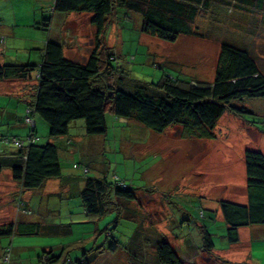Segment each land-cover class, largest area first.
<instances>
[{"label":"rangeland","instance_id":"374dc122","mask_svg":"<svg viewBox=\"0 0 264 264\" xmlns=\"http://www.w3.org/2000/svg\"><path fill=\"white\" fill-rule=\"evenodd\" d=\"M116 18L107 28L105 43L117 57L112 64L124 70L121 78L129 88H120L126 92L135 89L134 82L154 88L151 84H157L163 73L183 83H211L222 43L251 52L264 73L262 11L248 13L233 5L216 6L205 19L196 22L202 37L181 36L173 43L142 34V19L137 14L119 10ZM0 31L6 34L4 52L0 53L6 52L15 62H25L30 48L42 46L48 38L62 43L64 56L79 62H85L97 44L89 15L53 12L52 0H0ZM98 43L102 47L103 39ZM36 54L31 51V60H37ZM31 78L34 79V74ZM2 83L0 135L26 142L29 127L16 122L14 114L9 117L10 111L5 109L19 106V100L13 99L9 104L11 99L4 92L13 88L22 102L29 97L18 93V84ZM231 106L245 108L247 113L226 111L209 131L212 138L178 125L156 133L136 120L114 122L109 114L104 136L85 135L83 121L77 120L71 123L68 137L49 138L48 125L34 115L38 143L50 142L58 147L63 177L48 180L40 189L25 191L12 180L9 170H3L0 173V228L24 219L57 230L43 233L40 229L42 233L37 235L0 238V264H42L39 256L46 247L52 249V256L61 255V260L54 264H66L67 257L75 262L83 254L80 242L87 240L83 242L84 248L91 244L87 250L95 241L96 246H107L106 228L120 242L121 250L113 255L102 254L92 264H158L157 238L169 242L173 248L182 239L200 247L202 225L213 235L216 248L223 254L239 255L251 250L253 260L249 264H264V242L254 240L245 229L240 230L243 232L239 233L240 242L221 245L225 224L220 217V202H246L244 153L249 150L264 155V99L235 101ZM73 164L86 166L88 174L83 175L79 167L73 169ZM85 176L110 185L118 177L135 192L137 199L122 201L118 212H109L86 223L79 198L74 195L67 200L66 195L73 188L68 181H81ZM18 200L27 203L31 215L21 211ZM251 240L254 245L250 249L246 243ZM131 249L137 251L133 259L124 251ZM178 250L186 264H207L206 256L211 257L197 248L188 254ZM214 261L228 264L219 256Z\"/></svg>","mask_w":264,"mask_h":264},{"label":"trees","instance_id":"16d2710c","mask_svg":"<svg viewBox=\"0 0 264 264\" xmlns=\"http://www.w3.org/2000/svg\"><path fill=\"white\" fill-rule=\"evenodd\" d=\"M219 5H233L248 13L262 11L264 15V0H52L53 12L89 15L97 44L87 60L79 62L65 57L62 43L48 38L39 63L0 64V82H28L30 91L29 98L25 99L24 115L16 121L29 127L26 142L0 135V173L9 170L12 180L25 191L40 189L48 180L62 179L59 149L50 142L38 143L40 138L35 131L34 115H38L48 125L49 138L68 137L71 123L77 120L83 121L85 135L104 136L107 133L108 114L114 122L136 120L156 133L178 125L212 138L213 134L209 131L214 129L226 111L247 113L245 108L232 107L231 103L245 99H264V73L251 52L243 48L228 43L220 45L211 83H183L163 73L157 84H151L154 88L149 87L150 84L134 82L135 89L126 92L120 88H129V84L121 78L124 70L112 64L117 57L105 43L107 28L113 19H117L119 10L141 17L142 34L173 43L181 36L202 37L196 28L197 20L205 19ZM101 38L102 47L98 43ZM4 42L5 37L0 35V52H4ZM33 74L34 79L31 78ZM5 109L11 110L8 106ZM10 113L13 114V111ZM244 166L246 205L220 202L226 227L225 234L220 237L228 244L238 243L239 229L253 225L264 226V155L245 151ZM72 167H79L83 175L89 172L86 166L73 164ZM116 179L113 185L89 176L81 181L69 180L73 189L78 190L77 193L71 190L67 200L74 195L79 198L86 223L98 220L109 212H118L122 201L132 202L137 197L123 181L118 177ZM18 203L25 215H31L27 203L21 200ZM200 216H204L203 212H200ZM40 229L43 233L57 230L52 226L19 221L0 228V238L17 234L37 235L42 233ZM199 229L202 246L192 247L210 254L216 250L213 235L204 225ZM110 231L109 228L104 230L105 238L109 239L106 247L96 246L95 241L91 249L87 250L91 244L84 248L83 242H87L84 240L79 243L83 252L81 258L73 262L67 257L64 262L92 264L102 254L113 255L121 250L120 242L113 239ZM88 241L92 242L91 239ZM47 249L49 251L43 249L39 256L42 264H54L61 260V255L52 256V249ZM124 251L132 259L135 258L134 252L137 251ZM155 254L158 264H186L177 250L160 238L156 240Z\"/></svg>","mask_w":264,"mask_h":264},{"label":"crops","instance_id":"0c3cea01","mask_svg":"<svg viewBox=\"0 0 264 264\" xmlns=\"http://www.w3.org/2000/svg\"><path fill=\"white\" fill-rule=\"evenodd\" d=\"M0 35L5 36L6 34H5V32H1L0 31ZM5 38H6V36H5ZM44 45H45V43L42 44V46H39L38 48H30V50L28 51V55L26 56L25 62H32L34 64L35 63H39L40 62V57H41V55L43 53L42 51L44 49ZM31 51L37 52V54H36V59L37 60L36 61L31 60ZM26 53H27V51H26ZM15 61L16 60H13V58H11L10 56H7V53L6 52L5 53H0V64L6 63V62H15ZM25 62H15V63L22 64V63H25ZM5 82H6V85L7 86H9L10 83L18 84L17 85V87L19 89L18 90V93L20 92V93H22V95L26 94L25 96L28 97V95L30 93V91L28 89V87H29V83L28 82L27 83L26 82H19V81H5ZM16 82H18V83H16ZM0 83H2V82H0ZM11 89H12L11 91L8 90L7 92H4V94H5V96H7L9 98V100L11 99L9 101V104H11V102H12L13 99L19 100L20 105L19 106H16V107H13L10 110V111H13V114H14L13 115L14 116L13 118L16 121H18V120H21L22 119L21 116L24 114V111L26 109L25 101L22 102L20 100V95H18V94L16 95L15 92H14V90H13V88H11ZM22 104L24 105V107H23ZM9 117H12V114L11 113H9ZM65 144L68 145L67 143H65ZM244 168H245V166H244ZM68 182H71V181H68ZM77 184H78V182H77ZM72 189L73 188H69V190L67 192L68 194L66 193L67 196L71 193V190ZM77 190H78V188H77ZM77 190L74 189V193H77ZM246 202H247V200H246ZM246 202L241 203L239 205H246ZM81 212H82V210H81ZM220 213H221V211H220ZM220 217L222 218V221H223L222 214H220ZM20 222L21 223H27V224L34 223V222H28V221H26L24 219H22ZM224 228L226 229V227H224ZM225 229H224V231H225ZM243 229H245V231H247L249 235H252V238H254V240H256L257 242H264V226H258V225H255L254 226L253 225V226L244 227V228L239 229L238 234L239 233H243V232L240 231V230H243ZM220 239H222V238H220ZM238 239H239L238 242H240V237ZM221 241H222L221 242V245H223L224 243H227L225 239H222ZM179 242H182V244H180ZM249 244H250V249H251L253 247V245H254V242L251 240L250 243H246V246L248 248H249ZM192 245H194V247H195V243H193L191 241H188V240H185V239L178 240L176 242V244H173L174 248L179 249L178 251L181 250L182 252H187V254L193 248ZM230 245L231 244H229V246ZM231 248H233V247H229L228 249H231ZM46 250H48L47 247H46ZM195 253H196V251H195ZM210 255H211L210 258L208 256H206L208 258V261L206 262L207 264H220L218 261H214V257L215 256H219L221 259L225 260V262H228V264H237V263H240V264H244V263L249 264V263H252V260H253L251 258V255H252L251 254V250H250V253L248 252V250H246V253H244V254L242 253V254H239V255H236V254H234V255H225V254H223L222 252L219 251V248L218 249L216 248V250H213L210 253ZM241 259H243V261H241Z\"/></svg>","mask_w":264,"mask_h":264},{"label":"built area","instance_id":"2783aa9c","mask_svg":"<svg viewBox=\"0 0 264 264\" xmlns=\"http://www.w3.org/2000/svg\"><path fill=\"white\" fill-rule=\"evenodd\" d=\"M30 123V122H29ZM32 124V123H31ZM24 213V212H23ZM25 214V213H24Z\"/></svg>","mask_w":264,"mask_h":264}]
</instances>
